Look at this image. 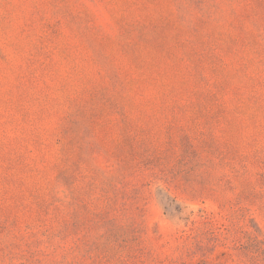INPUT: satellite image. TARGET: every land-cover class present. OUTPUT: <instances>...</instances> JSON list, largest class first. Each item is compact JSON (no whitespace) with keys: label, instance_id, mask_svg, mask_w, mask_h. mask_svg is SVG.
I'll list each match as a JSON object with an SVG mask.
<instances>
[{"label":"rangeland","instance_id":"1","mask_svg":"<svg viewBox=\"0 0 264 264\" xmlns=\"http://www.w3.org/2000/svg\"><path fill=\"white\" fill-rule=\"evenodd\" d=\"M0 264H264V0H0Z\"/></svg>","mask_w":264,"mask_h":264}]
</instances>
